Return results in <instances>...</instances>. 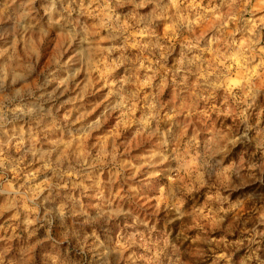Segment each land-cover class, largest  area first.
Masks as SVG:
<instances>
[{
  "label": "clouds",
  "instance_id": "9594fccd",
  "mask_svg": "<svg viewBox=\"0 0 264 264\" xmlns=\"http://www.w3.org/2000/svg\"><path fill=\"white\" fill-rule=\"evenodd\" d=\"M0 264H264V0H0Z\"/></svg>",
  "mask_w": 264,
  "mask_h": 264
}]
</instances>
